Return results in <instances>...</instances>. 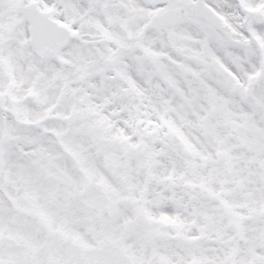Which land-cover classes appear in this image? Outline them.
Wrapping results in <instances>:
<instances>
[{
	"label": "snow or ice",
	"instance_id": "1",
	"mask_svg": "<svg viewBox=\"0 0 264 264\" xmlns=\"http://www.w3.org/2000/svg\"><path fill=\"white\" fill-rule=\"evenodd\" d=\"M0 264H264V0H0Z\"/></svg>",
	"mask_w": 264,
	"mask_h": 264
}]
</instances>
